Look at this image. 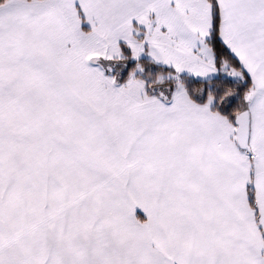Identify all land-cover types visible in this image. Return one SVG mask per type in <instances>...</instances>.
<instances>
[{
	"label": "snow or ice",
	"instance_id": "obj_1",
	"mask_svg": "<svg viewBox=\"0 0 264 264\" xmlns=\"http://www.w3.org/2000/svg\"><path fill=\"white\" fill-rule=\"evenodd\" d=\"M0 264H264V0H0Z\"/></svg>",
	"mask_w": 264,
	"mask_h": 264
}]
</instances>
